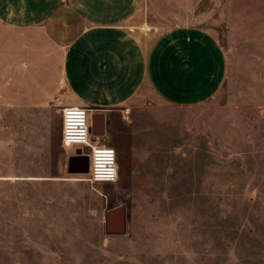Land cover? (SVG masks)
<instances>
[{"label":"rangeland","instance_id":"374dc122","mask_svg":"<svg viewBox=\"0 0 264 264\" xmlns=\"http://www.w3.org/2000/svg\"><path fill=\"white\" fill-rule=\"evenodd\" d=\"M155 1L172 22L213 30L223 86L106 110L93 144L118 151L109 184L68 173L75 146L58 119L20 125L0 99V264H264V0ZM121 204L127 233L107 235L105 211Z\"/></svg>","mask_w":264,"mask_h":264},{"label":"crops","instance_id":"0c3cea01","mask_svg":"<svg viewBox=\"0 0 264 264\" xmlns=\"http://www.w3.org/2000/svg\"><path fill=\"white\" fill-rule=\"evenodd\" d=\"M157 4L0 0L4 112L17 113L20 125L31 115L44 120L52 115L62 139L63 109L69 105L105 113L139 94L183 105L189 96L199 99L203 79L214 97L228 72V56L216 34L172 22L170 5L160 12Z\"/></svg>","mask_w":264,"mask_h":264},{"label":"built area","instance_id":"2783aa9c","mask_svg":"<svg viewBox=\"0 0 264 264\" xmlns=\"http://www.w3.org/2000/svg\"><path fill=\"white\" fill-rule=\"evenodd\" d=\"M92 109L86 106L69 105L63 109L62 140L66 147L80 148L89 155L88 180L93 184L115 183L119 177V157L115 147L104 143L93 144L98 139L92 133ZM89 147L91 153H84ZM111 153V154H110Z\"/></svg>","mask_w":264,"mask_h":264},{"label":"water","instance_id":"95a60500","mask_svg":"<svg viewBox=\"0 0 264 264\" xmlns=\"http://www.w3.org/2000/svg\"><path fill=\"white\" fill-rule=\"evenodd\" d=\"M92 133L100 137L106 133L105 113L95 111L92 114ZM90 158L83 154L78 148L73 154L69 155L67 171L72 174H88ZM105 233L107 235H124L127 233V207L125 204L109 208L104 214Z\"/></svg>","mask_w":264,"mask_h":264},{"label":"clouds","instance_id":"9594fccd","mask_svg":"<svg viewBox=\"0 0 264 264\" xmlns=\"http://www.w3.org/2000/svg\"><path fill=\"white\" fill-rule=\"evenodd\" d=\"M111 154V153H110Z\"/></svg>","mask_w":264,"mask_h":264}]
</instances>
